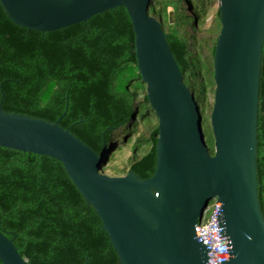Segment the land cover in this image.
<instances>
[{
  "label": "water",
  "instance_id": "1",
  "mask_svg": "<svg viewBox=\"0 0 264 264\" xmlns=\"http://www.w3.org/2000/svg\"><path fill=\"white\" fill-rule=\"evenodd\" d=\"M17 26L41 33L86 23L125 8L135 34L137 67L159 120L155 174L140 179L104 172L97 153L60 120L51 123L0 104V147L60 162L103 223L120 264H209L211 249L197 229L215 201L226 239L221 264H264V215L259 200L258 113L264 50V0H219L222 25L214 55L216 89L211 113L215 154L196 96L152 0H0ZM169 20L175 22L174 12ZM67 110V109H66ZM65 115V114H64ZM0 261L28 264L0 231Z\"/></svg>",
  "mask_w": 264,
  "mask_h": 264
},
{
  "label": "trees",
  "instance_id": "2",
  "mask_svg": "<svg viewBox=\"0 0 264 264\" xmlns=\"http://www.w3.org/2000/svg\"><path fill=\"white\" fill-rule=\"evenodd\" d=\"M149 12L161 23L184 83L201 107L214 155L210 117L222 28L219 0H152ZM1 103L10 114L51 123L62 117L60 125L94 151L105 146L104 172L132 171L142 180L155 174L159 120L138 71L125 8L41 33L15 25L0 2ZM257 133L264 215V50ZM125 152L127 169L119 170L115 164ZM0 231L28 264H120L97 212L63 165L49 157L0 147Z\"/></svg>",
  "mask_w": 264,
  "mask_h": 264
},
{
  "label": "built area",
  "instance_id": "3",
  "mask_svg": "<svg viewBox=\"0 0 264 264\" xmlns=\"http://www.w3.org/2000/svg\"><path fill=\"white\" fill-rule=\"evenodd\" d=\"M218 208L219 202L215 201L205 223L196 226L202 242L211 249V253L208 254L209 264H221V261L227 258L226 239H221L216 220Z\"/></svg>",
  "mask_w": 264,
  "mask_h": 264
},
{
  "label": "rangeland",
  "instance_id": "4",
  "mask_svg": "<svg viewBox=\"0 0 264 264\" xmlns=\"http://www.w3.org/2000/svg\"><path fill=\"white\" fill-rule=\"evenodd\" d=\"M129 158V153H122L119 155V160L115 164V168H119V170L127 169V161ZM106 174L110 176H117V173H114L112 171H105Z\"/></svg>",
  "mask_w": 264,
  "mask_h": 264
}]
</instances>
